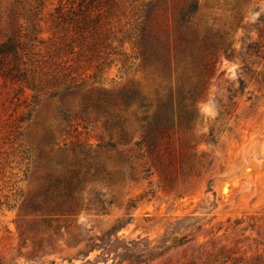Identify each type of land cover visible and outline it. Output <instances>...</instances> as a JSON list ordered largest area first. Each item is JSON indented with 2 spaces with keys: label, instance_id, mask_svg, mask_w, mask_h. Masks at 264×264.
I'll return each instance as SVG.
<instances>
[{
  "label": "rangeland",
  "instance_id": "1",
  "mask_svg": "<svg viewBox=\"0 0 264 264\" xmlns=\"http://www.w3.org/2000/svg\"><path fill=\"white\" fill-rule=\"evenodd\" d=\"M1 48V264H264V0H0Z\"/></svg>",
  "mask_w": 264,
  "mask_h": 264
},
{
  "label": "trees",
  "instance_id": "2",
  "mask_svg": "<svg viewBox=\"0 0 264 264\" xmlns=\"http://www.w3.org/2000/svg\"><path fill=\"white\" fill-rule=\"evenodd\" d=\"M196 7V3H189L184 9L178 12L177 22L183 27V29H181V38L183 43L182 48L183 51H185V55H183V69L186 70V67L188 65L196 68L200 65V79L198 81L197 86V88H200L203 84L202 74L208 71V68L205 64L202 63V57L199 54V50L201 49V43L203 44V46L206 44L205 38L200 37V35L194 29H192L190 25H188L189 18L191 14H193L196 10ZM146 28V25L141 28V45L143 46V49L147 50L142 51V58L146 60L150 59V57L153 56V58L157 59L159 63H164V67H166L163 43L158 37L152 34V31L150 29ZM144 46H147V49ZM5 50L6 49L1 48L0 53H4ZM175 56L176 51L174 54V65L176 69V65L178 62ZM184 71L180 74V78H183L185 76L186 71ZM170 108L171 103L169 99L166 101H162L156 107L154 113L152 114V117L150 118V121L147 123V131L145 132L142 138V141L147 144V147H149L150 144L154 143L156 139L167 130L169 124Z\"/></svg>",
  "mask_w": 264,
  "mask_h": 264
}]
</instances>
